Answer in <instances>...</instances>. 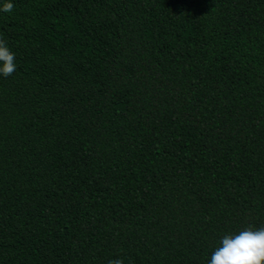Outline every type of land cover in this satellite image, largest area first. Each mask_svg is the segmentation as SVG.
I'll list each match as a JSON object with an SVG mask.
<instances>
[{"label": "trees", "instance_id": "16d2710c", "mask_svg": "<svg viewBox=\"0 0 264 264\" xmlns=\"http://www.w3.org/2000/svg\"><path fill=\"white\" fill-rule=\"evenodd\" d=\"M0 264H209L264 226V0H0Z\"/></svg>", "mask_w": 264, "mask_h": 264}, {"label": "clouds", "instance_id": "9594fccd", "mask_svg": "<svg viewBox=\"0 0 264 264\" xmlns=\"http://www.w3.org/2000/svg\"><path fill=\"white\" fill-rule=\"evenodd\" d=\"M13 7L10 2L4 3L0 10L10 12ZM15 71V54L0 38V74L7 77ZM220 245L212 253L209 264H264V226L254 229L249 225L238 234H226ZM108 264H123V260H110Z\"/></svg>", "mask_w": 264, "mask_h": 264}]
</instances>
